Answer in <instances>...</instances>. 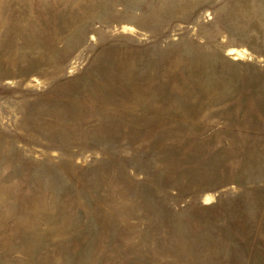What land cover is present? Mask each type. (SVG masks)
<instances>
[{
    "label": "rangeland",
    "instance_id": "rangeland-1",
    "mask_svg": "<svg viewBox=\"0 0 264 264\" xmlns=\"http://www.w3.org/2000/svg\"><path fill=\"white\" fill-rule=\"evenodd\" d=\"M0 264H264V0H0Z\"/></svg>",
    "mask_w": 264,
    "mask_h": 264
},
{
    "label": "bare ground",
    "instance_id": "bare-ground-1",
    "mask_svg": "<svg viewBox=\"0 0 264 264\" xmlns=\"http://www.w3.org/2000/svg\"><path fill=\"white\" fill-rule=\"evenodd\" d=\"M238 52H234V54H237Z\"/></svg>",
    "mask_w": 264,
    "mask_h": 264
}]
</instances>
